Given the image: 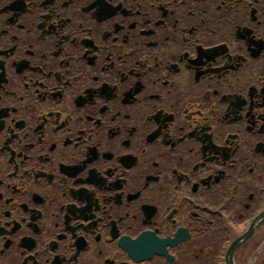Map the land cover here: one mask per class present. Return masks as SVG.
I'll return each instance as SVG.
<instances>
[{
  "label": "flooded vegetation",
  "instance_id": "1",
  "mask_svg": "<svg viewBox=\"0 0 264 264\" xmlns=\"http://www.w3.org/2000/svg\"><path fill=\"white\" fill-rule=\"evenodd\" d=\"M262 211L264 0H0V264H227Z\"/></svg>",
  "mask_w": 264,
  "mask_h": 264
},
{
  "label": "water",
  "instance_id": "2",
  "mask_svg": "<svg viewBox=\"0 0 264 264\" xmlns=\"http://www.w3.org/2000/svg\"><path fill=\"white\" fill-rule=\"evenodd\" d=\"M242 240H239L233 247V249L231 250L230 254L232 255L234 248H237V246L241 243Z\"/></svg>",
  "mask_w": 264,
  "mask_h": 264
},
{
  "label": "rangeland",
  "instance_id": "3",
  "mask_svg": "<svg viewBox=\"0 0 264 264\" xmlns=\"http://www.w3.org/2000/svg\"><path fill=\"white\" fill-rule=\"evenodd\" d=\"M246 225V224H245ZM248 254V251H246V255ZM262 264H264V262L262 263Z\"/></svg>",
  "mask_w": 264,
  "mask_h": 264
}]
</instances>
